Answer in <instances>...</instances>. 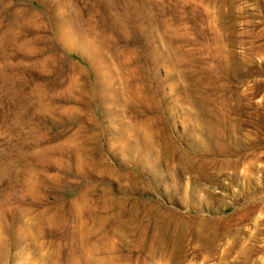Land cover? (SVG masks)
<instances>
[{
	"label": "rangeland",
	"instance_id": "1",
	"mask_svg": "<svg viewBox=\"0 0 264 264\" xmlns=\"http://www.w3.org/2000/svg\"><path fill=\"white\" fill-rule=\"evenodd\" d=\"M0 264H264V0H0Z\"/></svg>",
	"mask_w": 264,
	"mask_h": 264
},
{
	"label": "bare ground",
	"instance_id": "2",
	"mask_svg": "<svg viewBox=\"0 0 264 264\" xmlns=\"http://www.w3.org/2000/svg\"><path fill=\"white\" fill-rule=\"evenodd\" d=\"M127 104H128V103H127ZM123 105H124V104H123ZM41 154H42V153H41ZM91 159H92V157H91ZM91 159H90V160H91ZM83 165H84V164H83ZM57 166H58V165H57ZM95 166H97V164H95ZM81 167H82V166H81ZM91 167L94 168V165H92ZM82 168H83L84 171H85V168H84V167H82ZM82 168H81V169H82ZM82 171H83V170H82ZM36 194H37V193H36ZM4 203H6V202H4ZM33 203H34V202H33ZM13 208H14V207H13ZM1 214H2V213H1ZM52 219H53V218H52ZM83 221H84V220H83ZM51 223H52V222H51ZM2 228H3V227H2ZM4 229H5V228H4ZM3 237H4V236H3ZM78 257H80V256H78Z\"/></svg>",
	"mask_w": 264,
	"mask_h": 264
}]
</instances>
